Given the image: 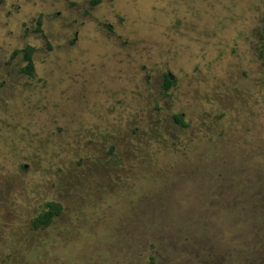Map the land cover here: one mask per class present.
Instances as JSON below:
<instances>
[{"label": "rangeland", "instance_id": "obj_1", "mask_svg": "<svg viewBox=\"0 0 264 264\" xmlns=\"http://www.w3.org/2000/svg\"><path fill=\"white\" fill-rule=\"evenodd\" d=\"M89 2L0 0V264H264V0Z\"/></svg>", "mask_w": 264, "mask_h": 264}, {"label": "trees", "instance_id": "obj_2", "mask_svg": "<svg viewBox=\"0 0 264 264\" xmlns=\"http://www.w3.org/2000/svg\"><path fill=\"white\" fill-rule=\"evenodd\" d=\"M100 4V0H90L89 6L90 8H93ZM42 21L39 18L37 20V26L34 29L33 32L35 33H42L41 29ZM260 55L264 59V25H263V36H262V42L260 44ZM36 49L32 46H27L22 50H17L14 52L13 56H16L18 54L21 55L20 61L24 64V66L21 68V73L28 75L29 77L35 76V64L33 61V55L35 53ZM175 81L169 77L168 75H165V81H164V89L169 90L173 85ZM175 120L177 124H180L182 126H185V123L183 121L182 116H175ZM62 212V206L59 203L55 202H48L46 204V208L38 215L36 216L32 221V227L35 230L39 229H45L53 223L55 218H57Z\"/></svg>", "mask_w": 264, "mask_h": 264}]
</instances>
